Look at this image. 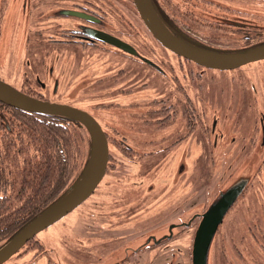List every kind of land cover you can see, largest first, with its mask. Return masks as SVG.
I'll return each instance as SVG.
<instances>
[{
	"label": "rangeland",
	"instance_id": "374dc122",
	"mask_svg": "<svg viewBox=\"0 0 264 264\" xmlns=\"http://www.w3.org/2000/svg\"><path fill=\"white\" fill-rule=\"evenodd\" d=\"M15 20L18 22V17ZM19 24L9 23L2 38L4 50L0 51V80L11 87H18L20 81L19 59L28 57L27 27ZM131 24L132 44L164 68L167 77L141 61L128 60L133 76L128 110L124 99L110 100L111 96L85 102L86 106L90 103V113L98 119L109 142L103 177L84 201L37 232L2 264H190L197 236L203 241L204 264H247L240 257L241 250L244 254L258 251L264 259L262 246L252 239L264 238V216L257 218L264 212V150L259 155L253 150L244 151L242 157L244 161L250 159L249 163L257 161L255 178L254 167H236L230 180L222 188L219 186L221 191L212 198L226 164L219 147L210 150V136L204 126L207 93L203 70L197 67L195 80L188 63L166 53L162 55L157 41L146 33L135 14ZM36 41L33 38L30 43ZM110 56L107 60L112 66L123 60ZM39 57L31 55L32 60ZM101 59L105 67V57ZM37 70L46 81L43 72ZM211 73L213 89L224 88V96L229 95L228 102L224 98L221 102V95L214 91L217 93L213 109L217 110V117L234 118L236 103L232 93L238 92L237 85L231 86L228 72L221 74V79L219 73ZM252 75L262 85L264 69ZM196 84L202 90L197 92L201 103L197 104L198 121L194 128L189 119L191 102L187 94H192V85ZM39 90L45 99L52 100L45 88ZM111 129L120 132L110 134ZM118 137H124L126 145L134 149L116 145ZM248 171H252L250 176ZM244 183L250 185L233 203L216 237L214 202L223 193L241 195L239 189ZM223 252L225 256H221ZM257 261L254 264L263 263L260 258Z\"/></svg>",
	"mask_w": 264,
	"mask_h": 264
},
{
	"label": "flooded vegetation",
	"instance_id": "af4514ba",
	"mask_svg": "<svg viewBox=\"0 0 264 264\" xmlns=\"http://www.w3.org/2000/svg\"><path fill=\"white\" fill-rule=\"evenodd\" d=\"M151 3L173 34L201 50L236 53L264 43V0H151ZM134 14L146 33L151 34L141 21L133 0H0V51L4 50L2 38L6 35L9 23L16 22V26L20 25L19 22L24 23L28 33L25 37L28 57L19 59L20 81L18 87L15 85L13 87L47 100L45 94L39 90L45 88L48 95H51V102L72 105L88 112L91 110L90 103L86 106L85 102L98 100L101 96H111L110 100L124 99L128 110V97L131 95L133 79L128 60L141 61L166 76L164 68L144 56L132 44L130 38L134 37L131 24ZM17 17L18 22L15 20ZM101 33L115 36L130 44L134 52H128L101 39ZM33 38L37 40V44L30 43ZM157 43L162 55L166 53L169 57H177L183 64L188 63L192 67L191 73L195 80L197 67L203 70L201 74L204 75L207 93L204 98L207 118L204 126L210 136V150L219 147L226 164L224 173H221L220 184H217V189L211 197L217 195L221 191L219 186L222 188L224 182L229 181L237 168L243 165L254 167L255 178L258 171L257 161L249 163L250 159L244 161L242 157L244 151L253 150L259 155L258 152L264 150V76L260 85L252 75L253 72L264 69V58L234 69H216L197 64L174 53L158 41ZM32 54H39V59L32 60ZM110 55L123 60L112 66L107 60ZM104 57L105 67L102 66L104 62L101 59ZM38 68L45 75L46 81L37 72ZM208 70L210 72H207ZM211 71L219 73L220 79L221 74L228 72L231 86L237 85L235 88L238 92L232 93V101L236 103L234 118L225 115L217 117V110L213 109L217 92L221 95V102H224L223 98L228 102L229 95L227 93V96H224L226 93L224 88L213 89L214 73ZM192 88L193 92L191 95L187 94V100L190 99L191 102L189 119L192 121L191 125L196 128L197 104L201 103L197 92H201L202 88L197 84L192 85ZM214 91L217 92L214 94ZM111 92L112 94L108 95ZM115 131L120 132L111 129L110 134ZM117 143L128 150L134 149L131 145H126L124 137H118ZM115 144L112 143V146ZM262 164L264 165V161ZM251 172L248 171L247 175L250 176ZM243 182L244 180L241 181ZM249 185L250 183L242 185L239 196L233 197L223 193L214 202L212 212L217 215L216 237L233 203L242 196ZM220 204L222 205L219 209ZM261 214L264 216V212H261L257 218ZM191 223L192 221H189V225ZM216 237L212 241L213 248ZM252 239L257 241V245L262 246L264 252V238L252 236ZM241 251L240 257L244 259V263L247 260V264H254L260 258L264 264V259L258 251L255 254L249 252L244 254L243 250ZM222 255L225 256L226 252ZM190 257L192 264V252ZM241 258L237 259L243 261Z\"/></svg>",
	"mask_w": 264,
	"mask_h": 264
},
{
	"label": "trees",
	"instance_id": "16d2710c",
	"mask_svg": "<svg viewBox=\"0 0 264 264\" xmlns=\"http://www.w3.org/2000/svg\"><path fill=\"white\" fill-rule=\"evenodd\" d=\"M90 156L81 122L0 102V247L80 178Z\"/></svg>",
	"mask_w": 264,
	"mask_h": 264
},
{
	"label": "water",
	"instance_id": "95a60500",
	"mask_svg": "<svg viewBox=\"0 0 264 264\" xmlns=\"http://www.w3.org/2000/svg\"><path fill=\"white\" fill-rule=\"evenodd\" d=\"M141 21L151 35L164 47L197 64L216 69H234L264 58V43L236 53H215L201 50L173 34L157 14L151 0H133ZM101 39L128 52L134 48L121 39L105 33ZM0 102L25 111L60 115L81 122L91 138V156L80 178L56 201L29 220L0 247V264L8 260L37 232L54 223L84 201L103 177L108 161V141L98 120L87 110L40 99L11 87L0 80ZM192 264H204L203 241L193 243Z\"/></svg>",
	"mask_w": 264,
	"mask_h": 264
}]
</instances>
